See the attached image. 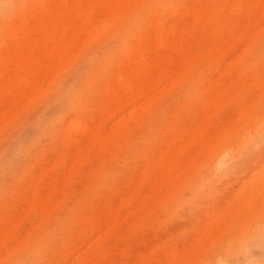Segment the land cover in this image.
Returning <instances> with one entry per match:
<instances>
[{
  "label": "rangeland",
  "instance_id": "1",
  "mask_svg": "<svg viewBox=\"0 0 264 264\" xmlns=\"http://www.w3.org/2000/svg\"><path fill=\"white\" fill-rule=\"evenodd\" d=\"M119 2L0 0V264H243L264 0Z\"/></svg>",
  "mask_w": 264,
  "mask_h": 264
},
{
  "label": "bare ground",
  "instance_id": "2",
  "mask_svg": "<svg viewBox=\"0 0 264 264\" xmlns=\"http://www.w3.org/2000/svg\"><path fill=\"white\" fill-rule=\"evenodd\" d=\"M120 4L122 5H127L129 2V0H120L119 2ZM9 54V53H8ZM3 62H2V67L1 69L3 68ZM97 134L96 135H99L101 136L99 139L97 140H100L99 143L101 144L102 143V139L104 138V134L100 133V131H97L96 132ZM228 158H229V153H222V154H218L217 156H215L211 162L213 164V167L214 169H216L217 167H219L221 164H224L228 161ZM239 166L237 164H234L230 167H227L226 169H228V173L229 174H232V172H234ZM203 188V184L202 183H198V190L195 191L194 193L198 194L199 190ZM50 213H54V211L52 209H50ZM88 213H90V211L88 210ZM44 215L46 214V212L43 213ZM58 227V226H57ZM45 225H40V230H48L49 228H46ZM246 233V237L242 236V235H239L236 239V248L237 250L239 251H242L245 256L246 254H248L246 252V245H245V242L248 240V239H252L258 243H260V240H261V237L264 236V224L259 227V228H256V229H251V230H248L245 232ZM229 248V247H228ZM226 252H228V250H226ZM85 255V254H84ZM216 264H224L221 260H217V263Z\"/></svg>",
  "mask_w": 264,
  "mask_h": 264
},
{
  "label": "clouds",
  "instance_id": "3",
  "mask_svg": "<svg viewBox=\"0 0 264 264\" xmlns=\"http://www.w3.org/2000/svg\"><path fill=\"white\" fill-rule=\"evenodd\" d=\"M242 262L243 264H264V252L261 251V248L250 249Z\"/></svg>",
  "mask_w": 264,
  "mask_h": 264
},
{
  "label": "snow or ice",
  "instance_id": "4",
  "mask_svg": "<svg viewBox=\"0 0 264 264\" xmlns=\"http://www.w3.org/2000/svg\"><path fill=\"white\" fill-rule=\"evenodd\" d=\"M260 248H261V251L264 252V236L261 237Z\"/></svg>",
  "mask_w": 264,
  "mask_h": 264
}]
</instances>
